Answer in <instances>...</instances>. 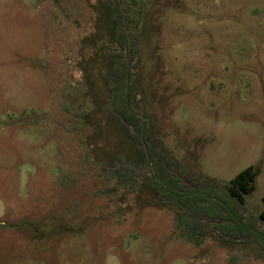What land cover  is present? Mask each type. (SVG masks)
Instances as JSON below:
<instances>
[{
	"label": "rangeland",
	"instance_id": "1",
	"mask_svg": "<svg viewBox=\"0 0 264 264\" xmlns=\"http://www.w3.org/2000/svg\"><path fill=\"white\" fill-rule=\"evenodd\" d=\"M114 1L138 21L154 137L201 181L257 167L245 201L262 209L264 0H0V264H264L181 235L150 189L102 171L123 141L94 111Z\"/></svg>",
	"mask_w": 264,
	"mask_h": 264
},
{
	"label": "trees",
	"instance_id": "2",
	"mask_svg": "<svg viewBox=\"0 0 264 264\" xmlns=\"http://www.w3.org/2000/svg\"><path fill=\"white\" fill-rule=\"evenodd\" d=\"M106 8L105 98L103 107L94 102V111H106L123 141L102 171L128 193L150 189L159 204L173 211L181 235L199 243L211 238L244 244L264 255V196L257 216L248 212L245 201L256 189L260 170L248 166L223 184L215 178L198 180L180 168L164 142L153 135L155 122L142 96L137 64L138 21H132L117 1Z\"/></svg>",
	"mask_w": 264,
	"mask_h": 264
}]
</instances>
